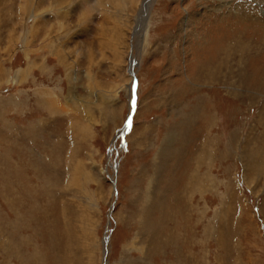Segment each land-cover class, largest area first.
Segmentation results:
<instances>
[{"label":"rangeland","instance_id":"1","mask_svg":"<svg viewBox=\"0 0 264 264\" xmlns=\"http://www.w3.org/2000/svg\"><path fill=\"white\" fill-rule=\"evenodd\" d=\"M0 264H264V0H0Z\"/></svg>","mask_w":264,"mask_h":264},{"label":"snow or ice","instance_id":"2","mask_svg":"<svg viewBox=\"0 0 264 264\" xmlns=\"http://www.w3.org/2000/svg\"><path fill=\"white\" fill-rule=\"evenodd\" d=\"M137 87H138L137 82L133 81V83L131 85V89H132L131 104H132L133 108H135V106H136ZM130 123H131V117H129V119H128L127 126H130Z\"/></svg>","mask_w":264,"mask_h":264},{"label":"bare ground","instance_id":"3","mask_svg":"<svg viewBox=\"0 0 264 264\" xmlns=\"http://www.w3.org/2000/svg\"><path fill=\"white\" fill-rule=\"evenodd\" d=\"M214 68V69H213ZM212 69L210 68H207L208 70V73H206L205 75L208 76V77H211L210 79L211 80H215V78L220 74V70H221V66L220 64L218 65H215Z\"/></svg>","mask_w":264,"mask_h":264},{"label":"water","instance_id":"4","mask_svg":"<svg viewBox=\"0 0 264 264\" xmlns=\"http://www.w3.org/2000/svg\"><path fill=\"white\" fill-rule=\"evenodd\" d=\"M133 65L131 66V69H132ZM134 78V77H133Z\"/></svg>","mask_w":264,"mask_h":264}]
</instances>
